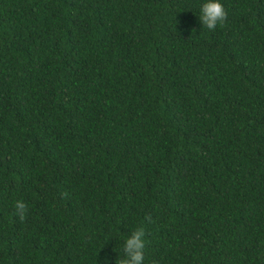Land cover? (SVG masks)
Returning <instances> with one entry per match:
<instances>
[{
    "label": "trees",
    "instance_id": "1",
    "mask_svg": "<svg viewBox=\"0 0 264 264\" xmlns=\"http://www.w3.org/2000/svg\"><path fill=\"white\" fill-rule=\"evenodd\" d=\"M204 2L0 0V264H264V0Z\"/></svg>",
    "mask_w": 264,
    "mask_h": 264
},
{
    "label": "clouds",
    "instance_id": "2",
    "mask_svg": "<svg viewBox=\"0 0 264 264\" xmlns=\"http://www.w3.org/2000/svg\"><path fill=\"white\" fill-rule=\"evenodd\" d=\"M227 13L220 0H206L200 8L199 20L202 26L215 30L217 25L223 26ZM16 215L23 222L28 212V207L23 200H16L14 204ZM144 231L142 228L134 230L124 241V258L117 259L116 264H143L144 261Z\"/></svg>",
    "mask_w": 264,
    "mask_h": 264
}]
</instances>
